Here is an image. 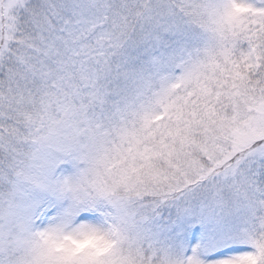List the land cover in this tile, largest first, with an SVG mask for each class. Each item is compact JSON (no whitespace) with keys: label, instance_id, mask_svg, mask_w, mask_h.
<instances>
[{"label":"snow or ice","instance_id":"snow-or-ice-1","mask_svg":"<svg viewBox=\"0 0 264 264\" xmlns=\"http://www.w3.org/2000/svg\"><path fill=\"white\" fill-rule=\"evenodd\" d=\"M0 264H264V0H0Z\"/></svg>","mask_w":264,"mask_h":264}]
</instances>
